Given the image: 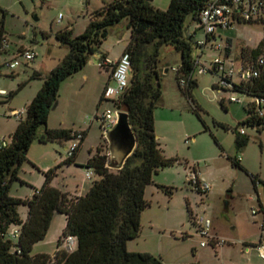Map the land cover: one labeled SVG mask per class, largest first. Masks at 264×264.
Returning <instances> with one entry per match:
<instances>
[{
	"label": "rangeland",
	"instance_id": "374dc122",
	"mask_svg": "<svg viewBox=\"0 0 264 264\" xmlns=\"http://www.w3.org/2000/svg\"><path fill=\"white\" fill-rule=\"evenodd\" d=\"M110 1L112 0H0V4L8 12L4 27L10 45L8 54L3 55L0 64L11 57L12 52L20 45H31L37 54L34 61L22 64L15 71L2 66L0 88L9 93L17 88L23 78L27 80L34 69L53 68L68 51L55 39V33L68 26L73 28L74 35H79L83 32L84 22L89 21V15ZM169 2L170 0H152L153 6L160 10H165ZM117 25L119 24L108 28L107 39L103 43L111 59L119 57L124 49L123 42L117 43L119 38L114 34ZM186 25L188 35L196 31L195 40L205 38L204 29L190 17L186 19ZM263 34L262 23L235 24L229 28H218L214 33V44L224 46L229 39L233 62H236L241 48H255ZM216 55L217 52L208 46L203 51L202 61L209 65ZM178 57L173 51H162L160 65L165 63L166 66L161 68L159 65L162 94L155 110L156 132L161 136V147L167 157L178 160L173 166L153 175L154 185L149 186L145 193L149 205L141 214L140 233L129 244L128 250L149 253L161 264H264L256 251L252 250L248 254L241 250L243 242H255L264 233V129L239 126L247 116L245 104L254 99L236 92L220 91L213 86L217 82L215 75L196 70L194 78L197 87L192 91L191 102L180 90L175 73L172 70L165 73L166 68L178 66ZM237 66L235 65L236 68ZM99 71L104 73L103 70ZM79 75L74 74L61 83L56 109L51 110L47 122L49 129H69L72 123L76 129H88L93 116H88L90 111L86 106L82 108L73 103L78 111L70 107L68 112H63L72 105L76 94L84 92L80 89ZM91 76L94 81L102 77L97 68H93ZM234 82L240 84L241 79L235 76ZM28 90L27 87L23 92L15 94L10 101L0 105V130L7 131L10 123H17V118L8 116L9 107L22 108ZM231 96L240 101L230 102ZM108 106V103L102 104L103 109ZM171 107L173 112L164 110ZM220 124L229 127V130H225ZM98 127V122L93 121L86 145L97 144L100 137ZM234 129L245 131L248 141L244 146L236 148L237 135L232 132ZM3 137L9 143V135L4 133ZM69 142L40 143L35 140L27 152V161L19 170L18 179L9 187V196L22 200L32 198L44 183L42 168L48 165L55 169L52 186L59 190L65 193L70 190L73 194L74 183H82L83 180L89 188L93 178L85 180L86 169L79 171L71 165L66 167L67 164L64 163L67 158L65 148ZM85 155L84 148L80 156L82 158ZM227 157L240 158V167H234ZM55 160H63V172L56 169L58 165L54 163ZM193 169L198 172L199 180L209 185L207 193H197L189 185L187 176ZM252 177L255 178V183L252 182ZM63 181L68 184L69 189L63 186ZM158 186L170 188L172 195L166 194ZM17 212L22 221L27 219L26 205H18ZM196 216L207 217L212 221V239L204 247L200 246L202 239L193 222ZM65 224L66 216L55 214L46 237L33 246L31 253L52 256L58 250V240ZM219 241L223 243L219 245Z\"/></svg>",
	"mask_w": 264,
	"mask_h": 264
},
{
	"label": "trees",
	"instance_id": "16d2710c",
	"mask_svg": "<svg viewBox=\"0 0 264 264\" xmlns=\"http://www.w3.org/2000/svg\"><path fill=\"white\" fill-rule=\"evenodd\" d=\"M208 2L170 0L165 10L155 8L152 0H112L105 3L89 15L83 33L74 35L68 28L55 33V39L68 50L55 68L44 75L32 73L14 91L0 96L2 105L11 100L29 80H42L39 91L25 107L23 118L17 119L8 146L0 149V264H161L149 253L129 251L127 243L139 236L141 214L149 205L145 193L149 186L154 185L153 175L173 166L178 160L164 156L154 131V110L162 94L159 79L162 51L180 54L175 78L180 90L193 102L192 91L197 87L194 71L198 47L193 37L186 33V19L190 17L198 23L199 14ZM7 13V10L0 7V44L3 39L8 40L4 27ZM122 21L126 22L130 32L129 42L123 51L130 59L128 85L117 98L107 100V103L112 110L127 114L135 139L133 152L122 168L115 169L109 157L107 142L101 134L94 154L84 165V168H91L94 173L92 184L85 195L71 197L51 186L50 181L55 176V169L51 168L44 172V183L32 198L22 200L9 196V187L18 179L19 170L27 161V152L35 140L40 143L72 141L79 134L80 144L83 141L84 132L65 128L49 129L48 116L57 103L61 83L84 68L106 40L108 28ZM252 23L264 24V19L238 24ZM230 46V40L227 39L223 50L226 58L230 55ZM7 54V50L0 51V58ZM259 59L263 60V64L258 65ZM238 60L241 66L255 67L258 75L250 80H241L240 84L232 82L231 88H220L217 86L220 74L213 70L211 64L208 73L217 77L213 85L216 89L254 99L245 104L247 116L239 126L262 130L264 34L255 48L242 47ZM2 66L4 64H0V68ZM180 80L185 84L181 85ZM221 126L229 130V127ZM232 132L237 135L236 148L247 143L248 139L245 134L239 133V129ZM214 141L217 143L216 139ZM78 149L64 163L74 164ZM231 162L234 167H240L237 159H231ZM252 182L255 183L254 177ZM158 188L172 195L170 188ZM20 204L28 208L25 221L20 219L17 212ZM57 213L66 216L65 229L58 240V250L52 256L33 255V246L44 240ZM12 227L19 228L16 240L7 237ZM68 235L76 239V248L72 252L62 248V240Z\"/></svg>",
	"mask_w": 264,
	"mask_h": 264
},
{
	"label": "built area",
	"instance_id": "2783aa9c",
	"mask_svg": "<svg viewBox=\"0 0 264 264\" xmlns=\"http://www.w3.org/2000/svg\"><path fill=\"white\" fill-rule=\"evenodd\" d=\"M264 19V0H209L204 9L199 14L198 24L205 31V38L197 40L196 47L198 52L196 56L195 71L201 73H208V66L202 61L203 51L209 46L211 50L217 52V55L209 63L212 65L214 71L220 74L217 86L220 88H231L234 77L238 76L241 80H250L258 75V70L252 66H241L240 63L236 64L229 58L223 56L224 46L214 44L215 31L218 28H229L240 22H248L253 20ZM9 42L3 39L0 44V51H6L8 49ZM35 58V53L32 50H23L13 59H7L3 64L4 67L11 71H15L19 66L24 63L32 62ZM202 61V62H201ZM263 64V60L259 59L258 65ZM104 66L113 65L112 79L114 80L113 86H107L104 90L103 96L106 100L117 98L128 85V73L130 66V59L128 54H122L121 57L112 63L108 59H104ZM235 65H238L237 68ZM172 70H176L173 68ZM194 71V72H195ZM180 84L184 85L185 82L180 80ZM6 95V91L0 90V96ZM230 102H239L240 99L235 96L229 98ZM259 103V101H256ZM118 111H114L111 108L105 109L99 116L100 130L105 137L106 131L111 128L117 121ZM22 111H10V116L14 118H21ZM241 135L245 134L243 129H239ZM81 135L77 134L75 139L69 142V145L65 148L67 158L74 155L79 148ZM8 142L5 139H0V149L8 146ZM240 161V158H237ZM85 176L91 180L94 177L93 170L86 168ZM188 183L192 190L198 193H207L210 189L207 183H202L197 172L193 169L190 170L187 176ZM254 213V212H253ZM196 228V232L202 239L200 246L204 247L212 239V221L211 219L203 216H196L193 220ZM19 236V228H11L7 232V237L11 240H16ZM219 245L222 241H219ZM62 248L67 252H72L76 248V239L72 236H66L62 240ZM255 250L261 260L264 261V239L255 245Z\"/></svg>",
	"mask_w": 264,
	"mask_h": 264
},
{
	"label": "crops",
	"instance_id": "0c3cea01",
	"mask_svg": "<svg viewBox=\"0 0 264 264\" xmlns=\"http://www.w3.org/2000/svg\"><path fill=\"white\" fill-rule=\"evenodd\" d=\"M0 7H2V8H4V9H6V7L5 6H2L1 4H0ZM87 24H88V20L87 21H85L84 22V28H83V31L85 30V28H86V26H87ZM239 25V24H238ZM66 28H68V29H71L72 31H73V28H69L68 26L66 27ZM116 31L114 32V34H116L117 36H118V38H119V40H117V43H122L123 42V44H124V49H125V47H126V45H127V43L129 42V39H130V32H129V30L127 29V27H126V22L125 21H122V22H120L119 23V25H117V28L115 29ZM83 33V32H82ZM186 33H187V31H186ZM81 34V33H80ZM188 35V34H187ZM189 36H191V37H193V39H194V41H197V40H195L196 39V31H194V33L193 34H189ZM107 39V38H106ZM198 40H201V39H198ZM104 43V42H103ZM103 43L101 44V46H100V48H99V51H100V54L99 55H97L96 57H94V55L89 59V61L87 62V64L84 66V68L81 70V71H79L78 73H76V74H80L79 76H80V83H79V85H80V89H81V91L82 90H84V92H82V93H78V94H76L75 95V100L74 101H72L71 103H72V105H69L68 107H66L65 108V110H63V112L64 111H66V112H68L69 111V109H70V107L71 108H75L76 109V111H78L79 109H77V107H75V104H76V106L78 105V107L80 106V107H87V110L89 109V117H90V115L91 116H93L92 118H91V121H90V123H89V126H88V129H86V130H84V129H82V128H78V129H76V128H74L75 126H74V124L72 123L71 124V128H69L70 130H73V131H78V132H84L85 133V136H84V138H83V141L81 142V144H80V146H79V149H78V151H77V155H76V159H75V163L74 164H67L66 165V167L67 166H69V165H71V166H74V168H76V170H79V171H81L82 169H86V168H84V165L86 164V161H87V159L92 155V154H94V152H95V149H96V147L98 146V144H99V142H100V137H101V130H100V122H99V119H98V116L105 110V109H107V108H109V106L108 107H106L105 109H103L102 108V104L103 103H107V100L104 98V96H103V93H104V90H105V88L107 87V86H113L114 85V80L112 79V73H113V69H114V67H113V65H111V66H102L103 65V61H104V59H108V60H110L112 63H114L115 61H117L120 57H121V55L123 54V52H122V54L119 56V57H116V58H114V59H111L110 58V56H109V52H108V50L106 49H104V47H103ZM32 50L33 52H34V50H33V48H32V46L31 45H28V46H22V45H20L14 52H12V56L11 57H9L8 59H13V58H15L17 55H18V53L20 52V51H23V50ZM124 49H123V51H124ZM9 50H10V45L8 46V49H7V51L9 52ZM35 53V52H34ZM67 53V52H66ZM66 53L64 54V56L66 55ZM176 54H178V59H179V63H180V54L179 53H177V52H175ZM196 53H197V51H196ZM229 53H230V55L228 56V58L230 59V60H232V61H234V55H233V53L231 52V46H230V51H229ZM239 55V54H238ZM238 55H237V61L235 62V63H237V64H239V60H238ZM37 56V54L35 53V57ZM63 56V57H64ZM3 57V56H2ZM2 57L0 58V63H1V59H2ZM35 59V58H34ZM202 60V59H201ZM34 61V60H33ZM61 60H58V62H57V64L60 62ZM202 62V61H201ZM29 63H31V62H29ZM29 63H24V65H27V64H29ZM56 64V65H57ZM55 65V66H56ZM55 66L53 67V68H55ZM161 68H165V66H166V64L165 63H161ZM178 66H179V64H178ZM177 66V67H178ZM177 67H171V68H166L165 69V73H167V72H169V70H172L173 68H177ZM53 68H51V69H48V70H41V69H34L29 75H28V77L32 74V73H40V74H46V73H48V72H50ZM93 68H97L98 69V74L100 75V76H102L101 78H99L98 80H95L94 81V78L91 76V72H92V70H93ZM99 70H103V72L104 73H101ZM174 73H175V71L174 70H172ZM28 79V78H27ZM24 81H26V78H23V80H22V82L21 83H23ZM41 84H42V80H40V79H33V80H29L28 82H27V84L24 86V87H22L17 93H16V95L17 94H19V93H21V92H23L24 90H26V88L28 87L29 88V90H28V92L27 93H25L26 95H25V99H24V102H23V106H22V108H19V106H15V107H13V106H11V107H9V113H8V116L9 117H11L10 116V111H22L23 110V114H22V118H23V116H24V112H25V107L30 103V101L34 98V96L36 95V93L39 91V89H40V87H41ZM0 90H4V91H6L5 89H2V88H0ZM74 97V96H73ZM10 101V100H9ZM73 103H75V104H73ZM56 109V108H55ZM156 109H157V107H156ZM155 109V110H156ZM84 110H85V108H84ZM154 110V131H155V135H156V139H157V141H158V143L160 144V135L156 132V111ZM164 110H166V112H173V110H172V107L171 108H164ZM50 114H51V112L49 113V116H48V120H49V118H50ZM14 118V117H13ZM48 120H47V122H48ZM93 121H96V122H98V125H99V127H98V130H99V132H100V137H99V139H98V142H97V144H94V145H86V141H87V138H88V135H89V131H90V129L92 128V124H93ZM17 123H18V120H17ZM17 123L16 122H13V123H10L9 124V127H8V130L7 131H2V130H0V139H4V133H7L9 136L13 133V131L15 130V128H16V126H17ZM48 126L51 128V126L48 124ZM74 128V129H73ZM160 147H161V144H160ZM86 149V155L84 156V157H82L81 158V152H82V150L83 149ZM161 149H162V151H163V154H164V156L166 157V158H170V157H167L166 155H165V151L163 150V148L161 147ZM62 161L63 160H61V161H57V160H55L54 161V163H56L57 165H58V168H57V170L58 171H60V172H63L64 170H63V167L61 166L62 165ZM43 170L42 171H44V172H46V171H48L49 169H51V166H46V167H44V168H42ZM160 171V170H159ZM158 171V172H159ZM196 171V170H195ZM157 172V173H158ZM197 172V171H196ZM197 174H198V172H197ZM84 177H85V175H84ZM86 178V177H85ZM85 180H88L87 178L85 179ZM92 183V182H91ZM50 184H51V186L53 185V180L51 179V181H50ZM62 184H63V186L66 188V189H69L68 187V184L66 183L65 184V181H63L62 182ZM53 187H55V186H53ZM56 188V187H55ZM74 188H75V191H74V193L72 194L71 192H70V190H66V193L69 195V196H71V197H79V196H83V195H85L86 194V192L88 191V189L90 188H87V186H86V184H85V181L83 180L82 181V183L81 182H78V181H76V183H74ZM58 189V188H57ZM36 192H38V191H35V193ZM263 228H264V226L262 227V231H264L263 230ZM216 234V233H215ZM213 235V234H212ZM262 239H264V233H261V235H260V237H259V239L257 240V241H255V242H243V247H242V252H244V253H248L249 254V252L250 251H252V250H254V251H256L255 250V245L256 244H258L260 241H262ZM135 240V239H134ZM133 240H131V241H129L128 243H127V248H128V246H129V244L132 242ZM256 254H257V256H258V253H257V251H256ZM258 258H259V256H258Z\"/></svg>",
	"mask_w": 264,
	"mask_h": 264
},
{
	"label": "water",
	"instance_id": "95a60500",
	"mask_svg": "<svg viewBox=\"0 0 264 264\" xmlns=\"http://www.w3.org/2000/svg\"><path fill=\"white\" fill-rule=\"evenodd\" d=\"M99 54L100 51H97L94 57ZM55 107L56 104L52 107V110ZM105 140L113 167L115 169L122 168L125 160L131 155L135 146L134 135L130 129L126 113H117V121L106 131Z\"/></svg>",
	"mask_w": 264,
	"mask_h": 264
}]
</instances>
